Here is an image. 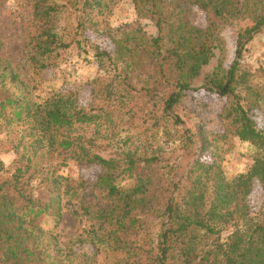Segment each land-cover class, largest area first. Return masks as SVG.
Segmentation results:
<instances>
[{"label": "trees", "instance_id": "trees-1", "mask_svg": "<svg viewBox=\"0 0 264 264\" xmlns=\"http://www.w3.org/2000/svg\"><path fill=\"white\" fill-rule=\"evenodd\" d=\"M100 1L71 0V8H79L78 13L87 19L65 29L59 25L65 8L62 0H33L32 28L25 45L26 62L33 74L55 66V59L73 43L80 45L76 36L84 31ZM130 1L137 18L150 21L157 33L151 37L138 25L112 37V53L96 49L95 57L105 59L114 70L98 95L126 105L135 94H142L159 105L162 115L174 125L183 126L174 113L182 98L197 91L216 94L225 101L220 113L223 132L208 139L200 130L197 134L182 130L180 144L190 159L195 154L193 139L199 147L198 158L186 174L189 158L174 174L178 163L161 171L163 160L158 153L137 158L135 152H128L120 161L106 159L93 152V138L87 136L99 113L76 105L71 97L53 96L42 104H28L27 84L6 61L3 68L0 66V133L14 135L12 125L26 121L37 134L35 139H25L22 132L26 131H19V139L9 140L18 159L11 176L0 180V264H52L44 263L46 255L36 251L38 245L26 244L35 241L34 227L27 217L35 214V209L38 215L48 213L51 202L35 203L27 191L34 181L36 189L72 196L74 186L56 176L55 166H65L68 160L101 167L97 186L111 204L97 212L112 225L104 241L125 252L123 264H264V210L254 216L245 205L232 203L237 193L244 197L250 191L253 179L264 192V128L255 120L258 115L264 119V90L249 82L250 73L240 65L246 45L264 28V0ZM194 9L206 15L205 28L194 25ZM245 20L249 24L237 34L234 58L225 67L221 30ZM215 58L216 65L206 72ZM198 82L201 86L194 88ZM226 136L255 150L249 171L237 176L229 187L219 164L222 148L216 147L225 144ZM208 150L210 162L206 163L202 155ZM33 159L45 160L47 168L41 163L32 165ZM4 170L0 160V175ZM121 174L133 178L131 190L115 186L114 180ZM147 215L160 220L156 248H140L142 257L131 259V254L140 256L132 235Z\"/></svg>", "mask_w": 264, "mask_h": 264}, {"label": "rangeland", "instance_id": "rangeland-1", "mask_svg": "<svg viewBox=\"0 0 264 264\" xmlns=\"http://www.w3.org/2000/svg\"><path fill=\"white\" fill-rule=\"evenodd\" d=\"M32 2L33 0H0V66L3 68L7 61L10 68L20 74L27 84V90L30 91L26 100L28 104H42L45 99L53 96L71 97L76 101V105L99 113L100 118L91 124L87 132V136L93 138V152L116 161H120L128 152H135L137 158L158 153L163 160L161 171H168L178 163L172 171L174 174L180 171L182 164H186L189 158L180 144L183 129H190L196 134L200 130L208 139L219 137L223 132L224 123L220 113L225 101L216 94L197 91L189 92L182 98L174 113L184 122L183 126L174 125L162 115L159 105L147 101L148 98L142 97V94H135L133 100L126 105L124 101L118 104L98 95V89L114 75V70L105 59L101 61L95 57L96 49L112 53V37H116L119 31H128L138 25L151 37L157 33L154 24L137 18L130 0H101L99 7L88 17L84 31H79L76 36L80 45L73 43L55 59V66L33 74L26 62L25 48L27 34L32 28ZM60 4L65 6L64 13L59 17L61 27L72 28L78 20L87 19L82 13H78L79 8H71V0H62ZM192 18L196 27L205 28L206 15L202 11L194 9ZM248 24L245 20L222 28L225 67H228L234 58L237 34ZM79 34L84 38H80ZM215 65L216 58L210 62L206 72ZM240 65L242 70L250 73L249 82L264 90V28L246 45ZM201 84L198 82L193 87H199ZM255 120L264 128L262 116H255ZM12 127L14 135L7 137L5 132L0 133V160L5 169L0 175V180L11 176L13 163L18 159L9 140L15 136L19 139V131H26L22 132L26 134L25 139H35L37 134L31 122L20 121ZM224 139L225 144H217L216 147L222 148L219 164L224 173L225 184L229 187L237 176L249 171L255 150L249 144L239 142L231 136ZM193 141L195 154L189 158L185 174L199 154L196 138ZM202 160L210 162V150L202 155ZM32 161V165L41 163L47 168L45 160ZM55 167L56 176L60 181L67 180L74 186V194L66 196L61 191L50 193L36 189L34 181L30 182L32 188L27 192L34 196V202H51L52 208L48 213L39 215V210L35 209L38 216L34 217L33 213L27 217L34 227L35 241H27L26 244L29 247L32 243L39 246L36 251L41 250L43 255H46L42 258L44 263L123 264L126 259L125 252L114 250L106 240L104 241L112 225L97 212L99 209H107L111 204L106 193L97 186L98 177L102 173L101 167L72 160H68L65 166L59 164ZM30 173L31 171L27 176ZM114 184L122 191H129L134 186V180L126 174H121L114 180ZM240 194L237 193L233 204L245 205L250 215L255 216L263 212L264 192L257 179L252 180L251 189L244 197ZM142 221V227L132 235L138 252L140 248L147 251L155 249L159 235L160 220L155 215H147ZM227 234L229 232L223 234V238ZM129 257L137 260L142 256L140 254L135 257L131 254Z\"/></svg>", "mask_w": 264, "mask_h": 264}]
</instances>
